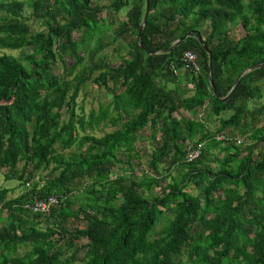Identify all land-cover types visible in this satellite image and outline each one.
<instances>
[{"label": "trees", "instance_id": "obj_1", "mask_svg": "<svg viewBox=\"0 0 264 264\" xmlns=\"http://www.w3.org/2000/svg\"><path fill=\"white\" fill-rule=\"evenodd\" d=\"M0 49L25 51L0 54V173L28 187H0V264H264V0H0ZM90 81L112 100L80 114Z\"/></svg>", "mask_w": 264, "mask_h": 264}, {"label": "rangeland", "instance_id": "obj_2", "mask_svg": "<svg viewBox=\"0 0 264 264\" xmlns=\"http://www.w3.org/2000/svg\"><path fill=\"white\" fill-rule=\"evenodd\" d=\"M95 2L98 1L101 5L103 6H108L110 4V0H94ZM127 11V7H125L124 9H122L121 13L119 14V16H124V14L126 13ZM27 16H29V18H31V15H30V9L27 10V13H26ZM32 25V27L34 29H38L40 28V25L38 22H36L33 18L30 19L29 21ZM41 29V28H40ZM43 29V28H42ZM240 27L236 28L235 31L232 32L231 36L234 38H238L240 36ZM75 37L76 38H80L81 37V32H76L75 33ZM118 45L115 46V47H110L108 48L107 50H105L103 52V55L107 56V58L113 63V64H116L118 63L122 58H121V54L124 53V50L122 51H118ZM32 50V49H30ZM28 51V50H27ZM11 53V54H14L18 57H22L24 55V50L23 51H19V50H2L0 49V54L2 53ZM185 72V69H182L181 70V74ZM112 100V94H110V92L105 88V87H98L96 84H93L91 83V81L84 87V89L82 90V92L80 93L79 97H78V100H77V112L80 113V114H89L92 110H99L100 107H101V104H106L108 103L109 101ZM230 113L229 112H225L222 114V117H226L228 116ZM187 116L190 114L187 113L186 114ZM200 117H207V113L206 111L204 112H201L199 114ZM219 119L214 122V125L213 127H217V125H219ZM212 126V125H210ZM116 127L111 125V124H102L97 130H95L93 133L96 134L97 136H103L104 134L108 133V132H111L115 129ZM227 132H231L233 134H235L236 136L239 137V139L242 140L243 143H247V142H250V140L248 139L247 136L245 135H242L239 133V131H232L231 129H228ZM142 134H144L145 136H149L150 134V130L149 129H144L142 132ZM148 138H146V140L144 142H140L138 143V146L139 148H141L142 150H145V152L147 154H151L152 151H153V148L149 145V142L147 141ZM261 149L263 150L264 149V146L261 145ZM147 157H143L142 159V162H143V167H147ZM126 170V166L125 165H118L115 170H114V174L116 176H123L125 174H127V172L125 171ZM4 172V171H3ZM3 172L0 173V187H9V188H13V190L10 192V194L8 195V198H14L16 196H18L21 191L24 189V188H28L27 186H23L21 184L20 181L18 180H14V179H11V180H5L4 179V175H3ZM137 172L140 174V168H138ZM174 176L176 177H180L181 173L179 171H174L173 172ZM158 192H159V189H157ZM193 192H197V190L193 189L192 190ZM72 200L74 201V205L75 206H78L80 205V199L79 198H75V197H72ZM73 224H75L76 226H84L85 225V222H83L81 219L79 220H74V222H72ZM162 224H159V228L162 227ZM73 227V226H71ZM84 254V251L81 252V256H83Z\"/></svg>", "mask_w": 264, "mask_h": 264}, {"label": "built area", "instance_id": "obj_3", "mask_svg": "<svg viewBox=\"0 0 264 264\" xmlns=\"http://www.w3.org/2000/svg\"><path fill=\"white\" fill-rule=\"evenodd\" d=\"M184 60L187 65L191 67V70L196 74L200 71V66L197 63V55L192 51H187L184 54ZM219 140H228L230 137L226 136V134H220L218 136ZM242 140H238V143H241ZM200 155V150L198 148H194L192 145L188 146L187 158L188 161H193ZM62 202L61 197L57 195H52L47 198L39 199L34 198L33 200L27 202L25 204V208L33 213H43L48 214L52 211V209L59 205Z\"/></svg>", "mask_w": 264, "mask_h": 264}, {"label": "water", "instance_id": "obj_4", "mask_svg": "<svg viewBox=\"0 0 264 264\" xmlns=\"http://www.w3.org/2000/svg\"><path fill=\"white\" fill-rule=\"evenodd\" d=\"M148 4H149V3H147V5H148ZM148 12H149V7L147 8V12H146V14H145V20H146V18H147V16H148ZM143 29H144V23H143V24L141 25V27H140V30H139V33H138V39H139V41L141 42V46H142L143 48H146L145 45L143 44V42L141 41ZM189 36L196 37L197 35L194 34V33H192V32H188V33H186L184 36H182L181 38H179V39H178V40H177V41H176V42H175L170 48L166 49L165 51H166V52H170V51L173 50L175 47H177L180 43H182L183 41H185V39L188 38ZM201 43H202V45L204 46V48H206V46L204 45V43H203L202 40H201ZM206 50L208 51L207 48H206ZM208 52H209L210 57H212V53H211L210 51H208ZM263 66H264V63H261V64L258 65V67H263ZM209 72H211V62H210V66H209ZM244 73H245V72L243 71L242 74H244ZM239 81H240V76L236 79V82H235L234 86L232 87L230 93L236 88V86L238 85ZM210 84H211V88L213 89V91L215 92V94H216L217 96H219L218 90H217V88H216V86H215V83H214V81H213V79H212L211 77H210ZM119 182H120V180L117 181V183H119Z\"/></svg>", "mask_w": 264, "mask_h": 264}]
</instances>
